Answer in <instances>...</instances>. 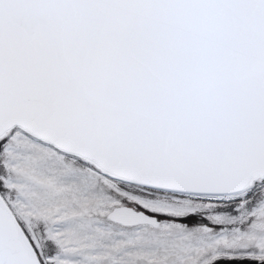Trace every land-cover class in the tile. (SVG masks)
<instances>
[{
	"label": "snow or ice",
	"instance_id": "1",
	"mask_svg": "<svg viewBox=\"0 0 264 264\" xmlns=\"http://www.w3.org/2000/svg\"><path fill=\"white\" fill-rule=\"evenodd\" d=\"M0 264H264V0H0Z\"/></svg>",
	"mask_w": 264,
	"mask_h": 264
}]
</instances>
